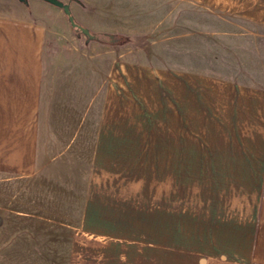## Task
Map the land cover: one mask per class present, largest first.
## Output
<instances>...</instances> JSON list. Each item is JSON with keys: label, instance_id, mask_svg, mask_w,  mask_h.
I'll return each mask as SVG.
<instances>
[{"label": "crops", "instance_id": "0c3cea01", "mask_svg": "<svg viewBox=\"0 0 264 264\" xmlns=\"http://www.w3.org/2000/svg\"><path fill=\"white\" fill-rule=\"evenodd\" d=\"M154 1L184 8V0ZM196 1L264 24V9L255 15L253 0ZM2 2L0 174L32 179L79 136H93V70L89 64L69 65L65 74H57L54 65L46 69L45 24L29 7L41 3ZM258 35L238 53L244 63L230 75L184 64V103L182 97L173 101L166 74L152 75L155 120H170L173 112L182 117L184 112L182 264H264V32ZM106 73L98 91L97 138L89 144L86 230L108 245L122 247L131 232L140 230L141 221L139 211L125 216L123 193L117 185L106 187L110 177L94 169L104 152L101 167L110 171L108 156L117 159L126 149L124 65L113 63ZM58 137L64 140L57 142L65 143L59 153L50 149ZM98 195L105 199L100 202ZM149 246L154 248L149 251L153 263L156 242Z\"/></svg>", "mask_w": 264, "mask_h": 264}, {"label": "rangeland", "instance_id": "374dc122", "mask_svg": "<svg viewBox=\"0 0 264 264\" xmlns=\"http://www.w3.org/2000/svg\"><path fill=\"white\" fill-rule=\"evenodd\" d=\"M28 1L41 3L29 7L45 24L46 69L54 65L58 74L72 64L92 67L93 136H79L36 178L0 174V264H182L184 112L155 120L152 75L166 74L173 101L182 97L184 103V64L230 75L244 63L238 53L251 37L260 38L255 34L264 32V24L196 0H184V8L152 0H61L75 23L88 31L85 35L70 26L62 9L43 0L21 3ZM253 7L259 15L264 0H253ZM245 32L249 36L236 35ZM116 62L124 65L126 149L117 159L108 156L110 171L101 167L104 152L94 169L110 177L106 187L117 185L123 193L125 216L140 212V230L131 232L122 247L86 230L89 144L97 138L98 91L107 68ZM63 140L58 137L50 149H62L65 143L57 141ZM98 198L101 202L105 196ZM153 241L157 255L151 263ZM166 254L173 256L167 259Z\"/></svg>", "mask_w": 264, "mask_h": 264}, {"label": "water", "instance_id": "95a60500", "mask_svg": "<svg viewBox=\"0 0 264 264\" xmlns=\"http://www.w3.org/2000/svg\"><path fill=\"white\" fill-rule=\"evenodd\" d=\"M18 1L26 2V0H18ZM43 1L62 9L65 16L67 17V19L70 23V26L73 29L80 31L81 33H83L85 35H89V33L86 29L82 28L81 26H79L78 24L75 23L72 15H71L70 8L67 4H64L61 0H43Z\"/></svg>", "mask_w": 264, "mask_h": 264}]
</instances>
